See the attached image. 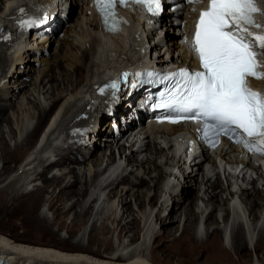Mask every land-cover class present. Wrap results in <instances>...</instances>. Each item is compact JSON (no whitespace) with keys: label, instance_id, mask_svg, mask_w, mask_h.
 <instances>
[{"label":"bare ground","instance_id":"6f19581e","mask_svg":"<svg viewBox=\"0 0 264 264\" xmlns=\"http://www.w3.org/2000/svg\"><path fill=\"white\" fill-rule=\"evenodd\" d=\"M3 1L0 0V7ZM39 1L44 2L42 4L46 7L49 6L48 3L51 4V0ZM260 1L264 10V0ZM67 2L78 4L79 0H67ZM197 5L206 7L207 0H202ZM13 6L14 4H12ZM16 6L18 9L16 13L19 14L20 9L27 8L28 4L18 3L13 11ZM39 6L40 4L35 2L34 10L24 15V19L31 17L28 21H21L20 24H24V28H27V23L30 21L44 18L41 14H37ZM85 6L86 8L83 9L82 13L87 15L89 11V15L83 18L88 21L87 23L92 29L87 28L88 31H85L84 42L81 40L76 43L75 37L71 38L70 33L78 35L77 27L80 24L81 16L78 17L75 27H65L64 38L60 41L57 54L45 62L48 66L51 63V67H48L50 73L46 72L44 75L48 78L47 81L42 77L38 84V77L46 70L28 65V57L31 52H37V58L40 54L38 58L40 61L45 60L42 55L44 53L43 44H39V48L28 45L20 46L13 53L12 58H5L3 61L4 71L0 77V82L2 80L4 82V79H7L8 74L12 71V78H15L21 71L19 65L26 64L27 68L24 69V72L28 71L27 75L31 71L34 73H31L30 76L36 75L35 71L39 72L35 83L38 85L36 86L38 94L51 81L49 88L51 90L50 92L49 89L47 90L51 102L47 106L37 107L39 113L37 122L33 127L24 123L23 112L21 111L22 103H19L17 108L21 116L18 114L16 119L20 120L19 123L21 124L17 128L14 125L15 118L9 114L5 116L11 104L10 99L6 96L9 92L5 89L2 93L0 88V162L4 163L3 168L0 169V184H2L0 197L8 200L11 204L21 206L26 218L23 226L31 227L32 230L36 229L43 234H51L54 237L55 234L51 230L52 223L50 224L47 216L45 214H33L36 196L33 197L32 191L43 193L48 187H51V192L45 202L48 209L53 211L57 217L60 215L67 216L74 211L75 220L84 222L89 216H95L91 229L85 231L89 235V242H95V236L99 232L110 234L116 231L120 239H124L131 231L134 232V235L140 231L144 233L145 227L140 226V219L133 216L136 209L131 205V202L134 199L140 211H144L146 214V206H156L158 200L165 194V199L155 215L159 225L153 234L156 242L153 248L149 250V257L145 255L146 249L143 246L132 249L140 240L138 238L135 241L134 235L130 239V244L122 247L123 252L119 248L121 249L119 254L105 255L100 250H93L84 246L81 242L66 247L47 246L23 238L10 237L0 232V263L178 264L166 258H159L156 255L157 249L166 256L172 253L173 255H187L192 259L204 257L205 260H214L215 262L229 261L232 259L231 250L225 245L228 230L232 242L231 247L237 252L239 258L248 255L251 242L255 250H264V188L258 185L259 180H262L264 184V171L258 163L248 166L246 161L241 158L243 156L238 152V149L234 146H228V149L219 148L213 153L204 151L203 154H198L199 156L195 155L190 164L186 166L185 158L178 155L174 150L176 144L182 148L184 143L180 140L178 143H173V140L182 138L183 132L191 129L189 123L154 125L150 129L144 128L143 132L146 135L143 139H141L142 137L135 139L137 136L135 135L133 138L128 136L130 139L127 137L125 141H122L126 135L123 133L125 129L123 124L133 125L142 112L141 105H145L146 101V86L142 84L141 76H138L136 72H130L124 76L125 69L138 63L145 66L153 65L149 59V54L153 51L158 55L154 62L163 64L165 59L163 47L169 53L175 50L182 52V55L175 59L177 61L193 60L192 57L189 58L190 51L179 43V37L175 34L172 35L171 28L173 25L168 24L171 28L166 32V39L161 40V42H156V38L163 25L153 27L150 22L143 21L139 15L135 14L131 15L128 18V23L119 30L105 32L101 28L100 18L91 3L87 2ZM193 9L191 5H188L186 9L180 12L185 29L191 24V18L197 14V10L194 11ZM71 10L73 12V9ZM47 12L57 15L55 19H49L47 33H45L47 34L46 42H53L51 34L56 32L62 23L65 25L66 21L62 20L61 10L55 5L47 8ZM8 18L12 19L13 17L10 15ZM8 27L7 24L5 28ZM75 46L82 50L81 55L74 52ZM183 49H185L184 52ZM262 59L264 63V55ZM122 76L126 78L125 81L122 80ZM110 81L115 83L116 87L103 89L102 84ZM42 84H44L43 87H41ZM254 84L264 90V80L254 81ZM93 94H96V97L100 99L99 102L93 101ZM38 101L41 104L40 96H38ZM108 105L109 111L105 114L102 108H107ZM89 106L90 110L88 109ZM84 124L88 125L84 127ZM5 125L9 128L12 138H15L20 132L21 138L16 142L14 149L8 146ZM136 127L138 125L134 126L133 130ZM116 130L119 132L116 133ZM40 132L42 133L40 134ZM57 132L59 133L58 136ZM81 133L86 135H81L82 139H76L75 135ZM54 136L57 137L54 138ZM71 136L73 138H70ZM68 138L73 140L69 146L65 148L64 145H60L61 143L66 144ZM102 139L105 141L100 142V146L102 144L107 145V149L98 146ZM115 141L118 151L121 149L125 154L127 149L130 150L124 156L121 154L120 159L127 160V166H132L131 171H128L127 167L122 170L121 160L116 159L114 154L116 152L112 151ZM126 143H130V145L127 146ZM30 147H40L39 155H29ZM109 149H111L113 156L108 157L107 163L103 166ZM143 151H145L146 157L139 159V155ZM48 153L49 156H47ZM9 155L15 158V162L20 161L19 169L21 171H11ZM162 156L167 158L164 165L159 162ZM197 156L201 157L199 159L201 162L196 160ZM218 159H220L221 165H219ZM169 162L175 165L168 174L171 179L166 181L167 176L163 175V168ZM147 164H153L156 170L162 171L161 175L153 177L152 168ZM81 165H84V170L81 169ZM85 165L89 166L88 169ZM204 165L209 166L207 171L204 169ZM39 166H44L43 170H40ZM77 166H79V172H77ZM176 167L179 171L175 170ZM212 167L213 175L211 176L208 172ZM62 168H68L67 173L61 176L55 173L51 176L48 175L50 172ZM139 169L144 171L143 174L136 173ZM221 170H224V177L230 181L227 183L226 189L221 185L223 184ZM251 170L255 171L256 176L251 175L249 178L246 174H249ZM88 172L93 176L94 181L91 183V180H88ZM217 173L220 178L215 176ZM156 177L158 180L153 183ZM172 177L178 181H173ZM212 177H214L213 181L211 180ZM38 180H42L41 186H37ZM97 181H99L97 188L102 191L109 189V202L118 200L116 207L111 206L112 212L110 214H106L104 209H99L94 214L95 203L101 199L99 193L93 199L91 198L92 201L86 203L92 185ZM252 182L254 186H249ZM251 187L253 190L249 191ZM152 190H154V194L150 195ZM228 195H231V198ZM201 199L206 201L205 207H207L202 211L199 205ZM243 202L246 206L242 205ZM119 209L121 214L117 216ZM202 214L205 216L208 227L216 226L212 232L207 231L206 235L204 224H199L200 221L197 222ZM130 217L132 219L128 220ZM99 220H102L100 228L97 227ZM108 220L114 223L113 228H109L105 223ZM245 221H247L246 226ZM181 225L182 235L176 237L175 234L180 230ZM193 226L194 229L191 234L190 230ZM60 228H65L69 234L73 232L70 225L61 223ZM197 230L204 231L206 237L199 235ZM98 244L109 246L110 239L105 242L99 241ZM129 248L132 250L128 251ZM115 250L113 248V251ZM262 258L264 259V255Z\"/></svg>","mask_w":264,"mask_h":264},{"label":"rangeland","instance_id":"374dc122","mask_svg":"<svg viewBox=\"0 0 264 264\" xmlns=\"http://www.w3.org/2000/svg\"><path fill=\"white\" fill-rule=\"evenodd\" d=\"M11 1V2H10ZM40 4V7H38L39 9H41L43 6L42 3L44 2H40L39 0H4L3 2H1V7H0V77L4 71V59L5 58H12L13 53L16 51V49L20 46H30L33 48L34 44H30L28 42L22 43L19 46H17L16 48V44L18 43V39L22 36V33L24 32L25 28H24V24H20L21 21H28V19L30 20L31 17L29 18H25L24 19V15H26V13H28L31 10H34L33 6L34 4ZM65 0L60 1V4L58 5V7L61 10L62 13V3H64ZM14 4V6L12 7V4ZM18 3H24L25 5L28 4V7L24 9L23 12H20L19 14L16 13L17 6L13 11V8L15 7V5H18ZM80 3V2H79ZM7 6H5V5ZM66 4V3H65ZM70 6H68L69 11H71V9H73V12L70 15V19L68 21L65 22V25H60L59 29L56 32H53V34H51V37H53V42H46V39L44 38L43 40H41L37 46L39 48V44H43L42 48L44 50V53L42 54L43 57L45 58V60L40 61L39 55L38 58L36 57L37 52H31L29 54V64L28 65H34V67L36 68H41L45 69L46 71L41 75V76H37L39 75L38 71L36 72V75L30 76L31 73H34V71H31L29 73V75H27L28 71L24 72V69L27 68V65H19V68H21V71H19L18 75H16L15 78H12V72H10L8 74L7 79H4L0 82V88L2 89V93L3 90H8L9 94L6 95L7 98L10 99L11 104L10 107H8L7 112L5 114L6 115H11L13 116V118H15L14 120V125L18 128L20 126L21 123L20 120H17V116L19 114L18 112V108L17 105L19 103H22V112H23V118H24V123L25 124H30L32 127L36 124L37 122V116L39 113V110L37 107L40 106H47V104H49L51 102V100L49 99L50 94H48L47 90L50 88L51 85V81H49L47 83V85L45 86V88L41 91L40 94H38V88H36V86H38L36 83L37 77L39 79L38 84L40 83V79L43 77L46 79V81L48 80V78L45 75V73H50L49 71V66L51 65V63L48 65L45 64L46 61L51 60V58H54V56L57 54L58 52V48H59V44L60 41L63 40L64 38V33H65V27L66 26H76V21H78V17L81 16V18L79 19L80 24L77 27V31H78V35H75L74 33H70L71 38L75 37L76 39V43H78L79 41L82 40V42L85 41V39H83L85 37L86 32L88 31L87 28L92 29V27H90V25L87 23L88 21H86V19H84L83 17H88L89 15V11L87 13V15L85 13H82L83 9L85 10L86 6L82 5V4H77V3H68ZM9 6V8H8ZM66 6V5H65ZM5 7V8H4ZM8 8V9H7ZM46 8V7H45ZM5 9V10H4ZM2 10V11H1ZM25 13V14H24ZM82 13V14H81ZM12 16V19H9L8 16ZM83 15V16H82ZM84 19V20H83ZM9 25L8 28H5L6 25ZM13 24L15 25L13 27ZM16 28H18V30H15ZM20 28V29H19ZM89 29V30H90ZM87 30V31H86ZM86 31V32H85ZM35 32V31H34ZM56 34V35H54ZM159 36V34L157 35V37ZM166 39V37H165ZM165 39H163L162 41H164ZM156 42H161V41H156ZM164 56L165 53L167 52V50L163 47L162 49ZM74 52H77L79 55H81L82 50H80L77 46H75L74 48ZM34 58H36V60H34ZM51 67V66H50ZM26 70V69H25ZM31 82V83H30ZM16 83H18L16 85ZM44 84L41 85V87H43ZM36 89V91H35ZM51 89H49L50 92ZM13 94V95H12ZM66 95V94H65ZM38 96H40V100H41V104L38 101ZM90 95H88L89 97ZM69 97V96H67ZM94 97V102H99V98L96 97V94H93ZM90 98V97H89ZM98 101H97V99ZM96 99V100H95ZM106 102V101H105ZM24 103V104H23ZM29 103V104H28ZM110 103V101H109ZM59 109V108H58ZM89 110L91 109L90 106L88 108ZM57 111V110H56ZM93 111V109H92ZM102 111L107 114L109 111V105L107 106V108H102ZM15 113V115H14ZM21 116V114H19ZM88 124H84V127H86ZM133 126H127L123 124L124 129V133H126V136L124 138V140L128 137L129 133L132 131ZM30 127V128H32ZM106 128V127H105ZM5 129V136L9 142L8 146L11 149H14L16 146V142L21 138L20 137V132L17 133V136L15 138H12L9 132V128L5 125L4 126ZM131 129V130H130ZM61 130V129H60ZM59 130V132H61ZM43 132V131H42ZM40 132V134L42 133ZM58 132H57V136H58ZM83 133L79 134V135H75L76 139H82V136L86 135H82ZM82 135V136H81ZM57 136H54L57 137ZM81 137V138H80ZM70 138H73V136H71ZM70 138H68L66 144L61 143L60 145H64V147L66 148L67 146H69V143H71L73 140ZM143 139V137L141 138ZM105 141L104 139L99 141V147H105L107 149V145L104 146L103 144L100 146V142ZM40 151V147L39 148H34V147H30V150L28 151V154H32L34 156L39 155ZM100 153V152H98ZM115 154V153H114ZM50 154L48 153L47 156H49ZM108 155V153H107ZM142 155V156H141ZM139 155V159L146 157L145 156V151L142 152V154ZM46 156V157H47ZM111 155H108L106 157V159L103 162V166L107 163V158H111ZM9 158L11 159L10 161V165L12 166V170L11 171H15L17 172L18 170L21 171V169H19L20 167V161H16L15 162V158L12 157L11 155H9ZM120 159V158H119ZM166 156H162L159 159V162L162 163V165H164V163L166 162ZM24 160V159H23ZM121 164H122V170L126 169V167L128 168V171H131L132 166L128 165L127 160H124V158H121ZM219 161V165L220 164V159H218ZM174 163H170L166 164L163 168V175L167 176L166 177V181H169L171 178L168 177L169 172L172 170V168L174 167ZM4 166L3 162H0V169H2ZM86 168L88 169V165H85ZM147 166H150L152 168V176H158L161 175L160 173H162V171L160 172V170H156L155 166L153 164H147ZM40 170H43L44 166H39ZM77 172H79V166H77ZM82 170H84V165L80 166ZM207 169V167H209L208 165H204V169ZM121 170V171H122ZM176 171L179 169L176 167L175 169ZM68 168H62L61 170H54L52 173L50 172L48 175H52L53 173L57 174L58 176H61L65 173H67ZM143 170L139 169V171H137L136 173H140L143 174ZM221 179L223 180V184L222 187L226 189V185L227 183H230V181L224 177V170H221ZM209 175H213V167L210 169V171L208 172ZM258 174V173H257ZM251 175L256 176V173L254 170H251L248 174V177L251 178ZM217 178L218 173L215 175ZM214 176V177H215ZM201 177V174H200ZM211 178V180L213 181V178ZM223 177V178H222ZM220 178V177H219ZM216 179V178H215ZM68 180V179H67ZM66 180V181H67ZM88 180L91 182H93V176H91L88 172ZM158 180V177L154 178V182L156 183V181ZM173 181H178L177 179H174L172 177ZM233 180H235V178H233ZM98 182L95 183L94 185H92L91 191L89 192V195L87 196L86 199V203L89 202L91 200V198L93 199L97 193H99V195L101 196V199L98 201V203H95V212L94 214L100 209H104L106 214H110L112 211L111 206L116 207L118 200H114V202H109L108 199V193H109V189H104L103 191L100 190L99 188H97L96 186H98ZM248 181L246 180V183ZM89 183V184H90ZM42 180H38L37 181V186H41ZM254 186L253 182L251 183V185L249 186ZM258 185L260 187L264 188V184L262 182V180L258 181ZM2 186V184H0V187ZM257 187V186H256ZM259 187V188H260ZM261 189V188H260ZM31 190V188H30ZM253 187H251L252 191ZM226 191V190H225ZM51 192V187H48L47 190L43 193H40L39 191H32L33 197L36 196V201H35V211L33 212L34 215H40V214H45L48 218V221L51 224V230L52 232L55 234V236H51V234H43L40 233L38 230L33 229L31 227L26 228V226H23V223L25 222L26 218L24 217L25 215L22 212V208L21 206L17 205V204H11L8 200L2 199V197H0V232H3L7 235H9L10 237H15V238H23L25 240H28L30 242H37L43 245H47V246H51V245H59V246H71L76 244L77 242H81L84 246H88L90 249L93 250H100L101 252H103V254L105 255H110V254H114V253H120L121 249L123 246L130 244V239L131 237L134 235V232H129L126 237L124 239H120L118 237V232H114V233H110V234H103L101 232H99L96 236H95V242H89V235L88 233H86V229H88V231L91 229L92 224L94 222V218L95 216L92 215L91 217L89 216L88 218H86V220L84 222L82 221H76L75 220V212L72 211L71 213H69L67 216H63L60 215V217H57L56 215L53 214V211L48 209V206L46 205L45 200L48 198L49 193ZM228 193V191H227ZM154 194V190H152L150 192V195ZM165 196V194H164ZM162 197L158 200V202L156 203V206L151 207V206H146V214L144 213V211H140L138 205H136L135 200L133 199V201L131 202V205L136 209L134 211V215L133 216H137L140 219V226L143 228L145 227L144 233L143 232H138V234L134 235L135 236V241L138 240V238H140L139 241H137V244H135L132 249L134 250L136 247H145V252H146V256L149 257L150 256V249L153 248L156 239L153 236L154 234V230L159 228V225L156 222V213L158 212V210L161 207L162 202L164 201L165 197ZM231 198V195H228ZM242 202V199H240ZM92 201V200H91ZM70 203V202H69ZM200 205V210H205L207 209L206 206V201L205 200H200L199 202ZM243 206H246V204L243 202L242 203ZM78 210H80V208L78 207ZM121 214L120 209L117 212V216H119ZM22 217V218H21ZM97 218V216H96ZM132 217H130L128 220H131ZM244 220V219H243ZM57 221V222H56ZM200 221V222H198ZM197 222L200 224H204L205 226V230L207 234V231H213L214 228L216 226H212V227H208L207 223L205 222V216L204 214L200 215V217L197 219ZM246 222L245 221V226H246ZM63 223L64 225H70L73 232L72 233H68L67 230L65 228H60V224ZM102 223V220H99L97 222V227L100 228ZM107 224V226L109 228H113L114 227V223L110 220L105 222ZM146 225V226H145ZM194 229V226L191 228L190 232L192 234ZM230 229V227H229ZM36 230V231H35ZM229 231V230H228ZM228 235H226V241H225V245L231 250V256L232 259L229 261H221V262H215L214 260H205V258H198V259H192L187 255H173L172 253L170 255H165L163 252H161L159 249H157L156 255L159 258H166L169 261L171 260V262L173 263H178V264H264V259L262 258V256L264 255V250H260L257 249L255 250V247L253 245V243H250V247L248 249V255H245L242 258H239L237 255V252L232 249L231 247V241H230V231L228 232ZM147 232V233H146ZM199 235H204V232L201 230H197ZM145 237V241H144V237ZM182 235V225L179 231L176 232L175 236L176 237H180ZM204 235V237H206ZM200 237V236H199ZM204 237H200V238H204ZM108 239H110V245L108 246H103V245H99L98 242H105ZM144 244V245H143ZM147 247V248H146ZM113 248H115L116 250L113 251ZM121 248V249H119ZM119 249V250H118ZM131 248L128 249L132 250ZM123 252V249H122ZM127 252V251H126Z\"/></svg>","mask_w":264,"mask_h":264},{"label":"snow or ice","instance_id":"6c2138e0","mask_svg":"<svg viewBox=\"0 0 264 264\" xmlns=\"http://www.w3.org/2000/svg\"><path fill=\"white\" fill-rule=\"evenodd\" d=\"M118 2L126 6L129 0ZM132 2L144 4L151 15L162 10V0ZM200 2L187 0L189 4ZM95 3L106 26L119 30L117 0H95ZM259 11L256 0H208L207 9L199 13L194 34V49L203 70L181 68L162 76L161 82L172 83L167 95L161 93L160 106L183 114L182 118H202L204 139H209L210 133L217 138L239 135L238 143L264 154V94L248 86L249 78L264 80V71L260 70L264 64L258 59L264 55V32L251 31L264 29L254 18Z\"/></svg>","mask_w":264,"mask_h":264},{"label":"water","instance_id":"95a60500","mask_svg":"<svg viewBox=\"0 0 264 264\" xmlns=\"http://www.w3.org/2000/svg\"><path fill=\"white\" fill-rule=\"evenodd\" d=\"M110 85H112V84H110ZM110 85H107V87L110 86ZM0 264H3V262H1Z\"/></svg>","mask_w":264,"mask_h":264}]
</instances>
